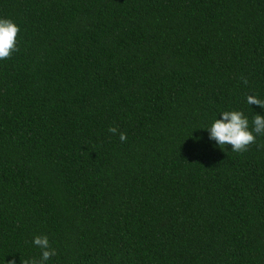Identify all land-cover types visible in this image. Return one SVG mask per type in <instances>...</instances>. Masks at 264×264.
I'll list each match as a JSON object with an SVG mask.
<instances>
[{"label":"trees","instance_id":"trees-1","mask_svg":"<svg viewBox=\"0 0 264 264\" xmlns=\"http://www.w3.org/2000/svg\"><path fill=\"white\" fill-rule=\"evenodd\" d=\"M0 264H264V0H0ZM246 77L247 84L243 83ZM117 127L126 133L121 141ZM199 138V141H196Z\"/></svg>","mask_w":264,"mask_h":264},{"label":"clouds","instance_id":"clouds-1","mask_svg":"<svg viewBox=\"0 0 264 264\" xmlns=\"http://www.w3.org/2000/svg\"><path fill=\"white\" fill-rule=\"evenodd\" d=\"M19 26L10 18L0 17V60L9 58L17 51V35ZM247 84L246 77L242 78ZM248 105H258L264 108V98L250 94L246 96ZM220 118L215 117L211 124L204 129L208 132V139L214 142V146L220 149L226 145H231V152L243 153L248 150V146L256 142L257 136L264 135V115L255 113L251 121L243 110L229 109L221 110ZM109 132L113 135L119 132L117 127H110ZM121 141L127 139L126 133L119 132ZM199 141V138H196ZM31 243L40 249V258H28L24 264H48L52 257L57 255L56 249L47 235H34ZM15 264V261H9Z\"/></svg>","mask_w":264,"mask_h":264}]
</instances>
